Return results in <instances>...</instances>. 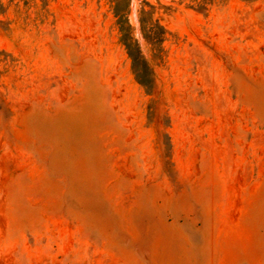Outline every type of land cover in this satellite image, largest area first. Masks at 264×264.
<instances>
[{"label":"rangeland","instance_id":"1","mask_svg":"<svg viewBox=\"0 0 264 264\" xmlns=\"http://www.w3.org/2000/svg\"><path fill=\"white\" fill-rule=\"evenodd\" d=\"M0 264H264V0H0Z\"/></svg>","mask_w":264,"mask_h":264},{"label":"trees","instance_id":"2","mask_svg":"<svg viewBox=\"0 0 264 264\" xmlns=\"http://www.w3.org/2000/svg\"><path fill=\"white\" fill-rule=\"evenodd\" d=\"M200 1L203 4L209 2V0H200ZM116 18H117L118 30L121 35V43L124 46L129 56V59L131 60L135 79L137 83L146 90L147 95L150 96L153 90L152 69L149 67L148 63L141 55L137 43L132 39L131 28L126 18L118 17L117 15ZM147 27H146L147 30H145V28L143 27L141 28L142 33L148 37L147 40L152 44V46L154 47L160 46L165 41L164 30L160 26L154 25L152 27L154 28V30L150 32L149 28ZM158 29H161V31L163 32H160Z\"/></svg>","mask_w":264,"mask_h":264}]
</instances>
